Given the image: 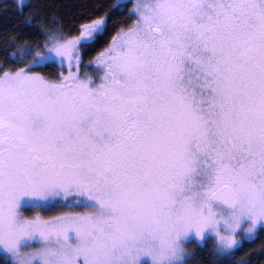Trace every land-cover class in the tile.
Instances as JSON below:
<instances>
[{
  "label": "snow or ice",
  "instance_id": "snow-or-ice-1",
  "mask_svg": "<svg viewBox=\"0 0 264 264\" xmlns=\"http://www.w3.org/2000/svg\"><path fill=\"white\" fill-rule=\"evenodd\" d=\"M131 14L98 83L78 48L106 19L0 66V253L15 264H185L193 235L234 249L243 224L264 225V0H137ZM57 58L66 76L35 71ZM57 206L91 211L23 218Z\"/></svg>",
  "mask_w": 264,
  "mask_h": 264
},
{
  "label": "trees",
  "instance_id": "trees-1",
  "mask_svg": "<svg viewBox=\"0 0 264 264\" xmlns=\"http://www.w3.org/2000/svg\"><path fill=\"white\" fill-rule=\"evenodd\" d=\"M121 5L118 0H26L21 6L17 0H0L2 70H17L32 62L31 57L23 63L9 59L20 56L26 47H30L33 54L40 52L43 50L40 46L49 40L61 35L67 39L77 34L82 25L103 16L108 20L106 31L92 47L106 46L121 27L133 21L128 9H122ZM214 245L213 240L204 245L189 243L191 253L185 264H264V227L253 239L243 241L227 253L216 251ZM0 260L2 264H10L3 255Z\"/></svg>",
  "mask_w": 264,
  "mask_h": 264
},
{
  "label": "rangeland",
  "instance_id": "rangeland-1",
  "mask_svg": "<svg viewBox=\"0 0 264 264\" xmlns=\"http://www.w3.org/2000/svg\"><path fill=\"white\" fill-rule=\"evenodd\" d=\"M17 2L19 3V5H23V3L26 2V0H17ZM134 4L131 5L132 9H131V12H133V9L135 8V5H136V2L137 0H133ZM122 8H126L125 7V4L124 5H121ZM130 7V8H131ZM106 19L107 20V17L106 16H103V17H100L98 19H95V20H92L86 24H90V23H93L94 21L96 20H104ZM136 23V21H135ZM134 23V24H135ZM133 24V25H134ZM85 25V24H84ZM80 35V33L77 35V36H73V37H69L67 39H74V38H77L78 36ZM56 38H59V37H56ZM56 38H53L51 40H49L44 46V49L41 52V54H43L44 51L47 50V48L51 47V42L56 39ZM62 42V41H61ZM110 45H108L105 49H103L101 52H99L96 57H93V56H90V58L88 57H84L82 52L78 49V53H79V56H80V60H81V63L79 64V73L81 74V77L83 78V76H88V77H91L93 80H96L97 83L99 82L98 80V77L102 76L103 75V72L100 71L99 69V66H98V58L100 57V55L106 51V49L109 47ZM84 57V59H83ZM58 60L59 58H57V62L56 63H52V62H49V66H48V70L45 71V70H35L36 72H38V74L40 75H43L47 78H49L50 80H53V81H56L58 80V78L63 74V75H67L68 74V67H67V61H65V65L63 67H60L59 66V63H58ZM83 60V61H82ZM32 62L28 63L26 66L22 67V68H26L29 64H31ZM19 69L17 70H13V71H10V72H15V71H18ZM3 71V70H2ZM73 72H76L77 69L74 67L72 69ZM69 203L71 204L72 201H69ZM91 210L88 209V208H84V207H75V206H69V207H60V206H57V207H47V208H41V207H36V208H26V209H23L22 212H23V218L25 219H33V218H36V217H39L43 220H49V219H52L53 217L55 216H58V215H65V214H86L88 212H90ZM250 227L249 224L245 223L242 225V228L236 233L233 235V239H235L237 241V246L241 245L243 241L245 240H251L253 239L258 230L261 228V227H264V225L260 226L255 233L253 234H248L247 233V229ZM214 243L216 244V251L220 252V253H227L233 249H222L220 248V246L218 245L217 241L215 239H213ZM72 243H75V241H71ZM197 243L199 244L197 238L193 235L189 238V240L183 245V250H184V254L186 256V259L190 256V253L191 251L189 250V246L188 244L189 243ZM199 245H204V244H199ZM41 247V244L39 243H33L31 244L29 247L27 248H23L21 249V252L22 253H28V252H33L37 249H39ZM235 247V248H236ZM0 255H3L2 253H0ZM7 260L10 262V264H15V258L14 257H11L10 254H8V258ZM186 261V260H185Z\"/></svg>",
  "mask_w": 264,
  "mask_h": 264
},
{
  "label": "flooded vegetation",
  "instance_id": "flooded-vegetation-1",
  "mask_svg": "<svg viewBox=\"0 0 264 264\" xmlns=\"http://www.w3.org/2000/svg\"><path fill=\"white\" fill-rule=\"evenodd\" d=\"M126 5V8H122V9H128V14L130 15V17H132L133 18V21H132V23L129 25V26H127V27H124V28H120L119 30H118V32L117 33H115L114 35H113V37H115L118 33H120L121 31H123V30H127L129 27H132L133 26V24L135 23V21H136V16L135 15H132L131 13V9H132V7H131V5H133L134 4V2L132 1H125V2H123L122 3V5ZM131 7V8H130ZM107 22H108V20H107ZM83 26V25H82ZM81 26V27H82ZM81 29V28H80ZM79 34V32L77 33V34H75V35H73V36H77ZM104 34V33H103ZM73 36H71V37H73ZM113 37L111 38V40L109 41V43L106 45V46H103L104 44H101V46L100 47H98V48H93L92 46L95 44H92L90 47H79L78 49L82 52V54H83V56L84 57H88V58H90V56H93V57H96V55L99 53V52H101L103 49H105L108 45H110L111 44V41H112V39H113ZM69 38V37H68ZM97 49V50H96ZM84 57H83V59H84ZM83 61V60H82ZM45 69V71H47L48 70V67H46V68H44Z\"/></svg>",
  "mask_w": 264,
  "mask_h": 264
},
{
  "label": "water",
  "instance_id": "water-1",
  "mask_svg": "<svg viewBox=\"0 0 264 264\" xmlns=\"http://www.w3.org/2000/svg\"><path fill=\"white\" fill-rule=\"evenodd\" d=\"M125 1H127V0H118V3H123Z\"/></svg>",
  "mask_w": 264,
  "mask_h": 264
}]
</instances>
